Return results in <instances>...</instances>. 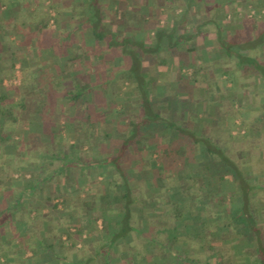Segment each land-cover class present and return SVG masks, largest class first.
I'll return each mask as SVG.
<instances>
[{
  "label": "trees",
  "instance_id": "16d2710c",
  "mask_svg": "<svg viewBox=\"0 0 264 264\" xmlns=\"http://www.w3.org/2000/svg\"><path fill=\"white\" fill-rule=\"evenodd\" d=\"M56 1L58 0H51L50 5L56 13V16H53L54 21L59 26L62 16L65 15L60 7L62 0L58 8L54 4ZM71 1L81 3L80 6L73 7L74 12L77 11L76 7L84 12L82 24L89 28L85 44H100L104 51L115 52L116 48H120L115 56L123 58L121 64L130 72L141 113L140 119L132 124V129L117 145L116 154L91 156L88 159V163H96L101 167L102 175L112 176L113 188L120 187L121 200L115 206L107 208V213L102 210L103 212L92 214L86 220L92 235L97 231V220L102 217L107 227L103 230L106 239L98 246H95L92 239V253L80 250L76 248L77 239L84 236V220L83 213L77 207L65 211L61 219L53 217L52 214L42 216L38 213L29 221V226L34 228L33 242L46 249L42 256L44 262L94 264L96 260L111 264L112 255L118 253V250L112 251V248L120 244L122 248L126 247L125 261L130 264H189L191 261L193 264H210L212 260L218 264H228V260L235 261L238 251L248 253L244 258L245 264H264V216L259 214L260 209L264 208V174L259 173L264 172V169L260 170L259 167L263 168L264 164L257 166V158L264 159V153L256 141L260 135H255L259 133L251 137L249 133L241 137L220 134L219 139L215 140L208 134H196L178 120L167 118L152 109V100H156L159 95L150 96L147 79L142 72L144 60L140 53L145 52L149 57L167 50L169 56H165L163 52V56L158 57L156 62L154 57H150L151 65L171 62L175 68L174 77L187 83L196 82L205 74L201 69L208 68L210 64L198 63L194 58L188 57V51L195 47L186 42L191 36L186 33L175 35V29L166 32L157 26L150 45L139 40L133 41L127 34L119 39L115 30L108 31L102 27V8L99 0ZM132 1L135 9L142 0ZM193 1L195 3L198 0ZM234 1L214 0V10L203 6L204 3L199 4L206 13L205 21L215 23V45L231 60L232 69L243 71L246 77L253 76L256 83L264 85V62H260L251 53V50L263 41L264 28L259 29V40L256 41H239L223 36L218 7L222 6V3L231 6ZM209 10L210 17L207 16ZM257 13H254V17H257ZM70 15L67 16L69 20L72 18ZM46 23V20H40L41 25L36 32L40 38L37 42L39 51L47 52V47L52 45L59 61L62 62L66 58L65 53L70 51V44L50 41L43 32ZM181 42L185 43L186 49L178 51L177 45ZM129 44H134L135 49L129 48ZM172 54L177 57L174 58ZM74 58L75 55L70 57L71 60ZM14 62L15 58H12L11 65H14ZM183 67L191 70L187 78L181 74ZM190 78L192 80H189ZM221 90L214 93V100L225 95L226 91ZM90 93L87 86L78 85L65 91L63 98L72 104L68 110L71 111L80 101L87 100L91 96ZM170 94L169 92L168 95ZM178 94L174 93L172 97L178 99ZM13 95V91L0 94V116L11 118L10 105L4 106L3 103ZM173 98L172 100H175ZM259 98L264 101V93ZM142 124L145 125V130L141 129ZM150 131L154 134H148ZM142 148L145 150L142 151ZM143 152L147 154L144 155ZM133 157L138 159L133 172H136V177L142 183L139 185L136 181L137 187H133V180L129 175L131 170L125 166ZM109 167H113L114 171L108 172ZM256 176L260 178L257 179ZM160 192L161 197L158 196ZM259 201L263 202L262 206L257 204ZM134 208H139L142 216L135 217ZM163 213L169 220L162 223L157 215ZM180 222L182 226H179ZM188 227L194 230V241L197 239L200 251H205V258L200 252L193 256L189 251L176 250L175 245H181L183 242L174 231ZM239 231L242 232L240 245L231 238L233 233ZM49 235H55L57 238L52 243H45L44 237ZM27 237L29 238L25 234L3 233L0 240L8 244L16 238L21 245H25L26 241L31 239L26 240ZM132 242L136 249L129 245ZM58 248L63 249V252Z\"/></svg>",
  "mask_w": 264,
  "mask_h": 264
},
{
  "label": "crops",
  "instance_id": "0c3cea01",
  "mask_svg": "<svg viewBox=\"0 0 264 264\" xmlns=\"http://www.w3.org/2000/svg\"><path fill=\"white\" fill-rule=\"evenodd\" d=\"M104 1L105 4H102L101 6L102 27L108 31L115 30L118 33L117 37L119 39L122 38L124 34H127L128 37L133 41L139 40L146 45H150V43H152L154 40L153 37L157 26L163 28L166 32L175 29V35L186 33L187 35L191 36V38L186 41L195 46L193 49L188 51V57L190 59H196V56L201 55L204 59L207 60V62H209L208 58H212L210 56L216 55V58H214L212 61V66L209 65V68L201 69L202 73H205L204 76L207 77L209 83L212 84V82L215 81V76L209 77L211 75L210 71L212 69L215 70L216 67L220 66L224 67L223 69H228V67H231V60H229L224 51H222L215 45V23L213 21H205V19L194 20V18L191 19L189 13V17L184 18L183 12L178 13L176 17L172 18L169 12L171 11L172 4L162 6L160 5V0H142L140 5H137L135 9L133 7L134 1L132 0ZM213 1L214 0L206 1L207 7H210L211 10H214L213 7H215ZM248 1L249 0H235L233 2V5L231 6H229L227 3H222V6L218 7V13L222 15L220 24L222 27L223 36L225 38H232L239 41L259 40V29L264 28V19L261 18L262 13L257 11V17H254V14L252 16H249L251 18V21L249 22L250 24L245 21L243 13H237L241 11L240 9L242 7L247 6ZM34 2H36V0H0L1 45H5V43L7 42H13L14 40L11 38L14 37L16 39L18 37V31L16 30L17 27H25L24 29H26L25 31L27 32L26 34H24V36L26 35V39L27 37L29 38L31 36H35V34L30 31L31 27H29L31 24L38 25L40 23L39 19H37V17L32 14L33 7L31 5ZM63 3H67L68 5H70L68 9L72 10L70 11V13H67L68 15L71 14L70 16L72 17L71 20H66L68 21L67 25H70V27L71 25H74L75 27L78 26V31L75 32L79 33V39L80 41H82L85 33L89 30L88 26H84L85 29H83L80 25L82 24V16L84 12L81 11V9H78L79 7H76L77 12H74L71 5L75 6V2L72 3L71 0H64ZM254 3L257 7H261L262 11L264 12V0H254ZM80 4V2L76 3L77 6H80ZM181 8H179V10H181ZM155 10H159V12L161 11L160 18L157 19L158 23L152 18L153 12ZM164 10H168V12L162 13V11ZM5 12L8 14V16L6 17ZM73 12L74 14H72ZM75 35L74 37L67 35L65 36L64 40H61V42L63 43H69L70 46L68 48L69 50L71 49L70 51H67V53H65L66 58L62 62L59 61L57 53H47V56L45 57L43 63H41L42 66H45L37 71L34 70L33 72L37 75L41 73L50 75L52 73H50V69L48 68L49 63L47 64V62L49 61L50 63L53 62L55 64L57 61L59 73H67L68 76L63 78L64 81L60 84L55 81V79L51 80L52 82H50L48 85L49 90L51 89L50 91H53L52 89H54L58 84V90L63 91L62 93L64 94L65 91L74 89L76 85H78V87L87 86L91 92V96L87 100L80 101L77 106H74L75 108L70 111L68 110V107H71L72 104L69 101L65 100L62 96L55 98V95H53L52 98L46 101V111L40 110L38 112H32V115L30 116L31 129H29V132H27V134H31V136H33V134H41V137L45 140L41 147H36L34 144L29 146L28 148L25 147L27 141L20 136V134H22V130L20 129L22 123L19 118V121L16 122V125H13L8 123L10 121L9 118L0 116V134H2L0 135V157L3 156L5 160L9 161L8 163H11V165H13L17 159L15 156L18 155L20 159L21 156L26 155L32 150L36 155L44 154L45 151L48 152V155H52L53 157L58 156L59 158H61L60 160H62V163L58 165L59 171H66L68 173L67 178L69 179V185H71V187L69 188V193H72L76 189L80 191V189H83L87 184L92 185L94 183L93 185L97 186L96 188H98V186H100L101 183L103 184V182L105 181L104 184H106L107 187V197L105 198V200L103 199V201L105 202L103 203L101 209L96 212H91V214H89V216H91L92 214H98L102 210L104 211H102L103 213H107L106 209L115 206L121 199L120 194H118L117 196H114L113 194L115 187H112V176L102 175V173H100L101 167H99L96 163H88V159L92 155L96 157L116 154L117 145L121 142V139L128 134L129 130L132 129V124L136 123L140 119L141 111L139 110L140 102L138 99V94L136 93V89L134 88L133 79L131 78L130 72L125 70L123 65L118 64V60L120 61V59L122 60L121 63H123V58H116L115 56L116 53H119L120 48H116L115 52H113V50L104 51L103 47L100 44L94 43L93 45H84L81 43V45H78V43H80L78 41V35L76 33ZM20 37L21 36L19 35L18 43L28 41L26 39L23 40V38L21 39ZM50 38H53L52 41L55 42H60L61 39L60 37L57 39H55L54 37ZM197 38L199 40L202 39L203 41H205L206 43H204L206 45L203 44V41L200 43L196 42ZM164 40L166 39H163V41ZM181 44L182 42L177 45L178 51H182L185 48L184 45ZM128 47L135 49L134 44H129ZM76 50H78V52H76ZM163 52L165 56H169V52L167 50H163ZM163 52L155 54L153 56L148 55L149 57H147V54H145V52L140 53L141 58L144 60V67L142 72L147 79V86L150 89V96H154L156 94L159 95L156 100H152V109L155 112L161 113L167 118L178 120L179 123L189 127L196 134H208L215 140H218L220 134L227 130L226 126L222 128L219 127V121H226L224 118L227 115L225 108L228 107V101L230 100L229 98H227V96H231L239 100L240 104L238 106H240L241 108H247L249 106V90H251L252 86L254 87V89H258L259 84L253 80L247 81L246 83H243L242 86L237 90L233 91L231 89L229 91H226L225 96L222 98H218L217 100L213 99L211 93L209 94L208 100L204 99L202 93L200 94V91L201 89L203 90V88L197 89L199 95L172 100L173 94H170L172 95L170 96L168 95V93L171 91L184 90L186 84L184 85L177 78L173 77L170 81L169 86H167L166 88L163 86L164 82L162 79L165 78L166 74H174L173 72L175 68L171 62L158 65L157 69L159 70V80L157 82L153 80L151 83L149 82V75L150 73H152L151 67L153 66L151 65L152 61L150 60V57H154L156 62V60H158V57L160 58L161 56H163ZM251 53L260 62H264V39L261 43L256 45L251 50ZM18 55L20 61L18 59L17 60L19 62H22L21 58L24 54L19 53ZM74 55L75 58L71 60L70 57H73ZM15 56L16 55L13 54V58H15ZM175 56L177 57V55H173L174 58ZM55 58L57 60H55ZM88 59L91 62L85 63L86 61L84 60ZM17 60H15L14 65H12L13 68L15 67V69L18 64ZM33 67L34 69H36L39 66L37 65ZM233 70H235V72H240V70L238 69ZM122 72L128 79L126 84H123L121 82L116 87L111 84L112 87L110 89L113 90L110 91L109 89H107L105 85L112 83L113 80L117 78V75L121 74ZM2 81L0 83L1 85L3 84L5 88H9V90L14 92L13 97L10 99L12 103L11 105L22 106V96L19 97L18 101L16 98L17 91H19V89L17 90V87L13 86L11 82L9 84H4L2 83ZM260 86L261 88H264V85ZM104 92L107 93L108 97L105 96L106 98L102 99ZM109 95L114 96V98L109 99ZM112 102H114L115 104L112 105ZM41 106L43 107L44 105ZM260 106L262 108L264 107L263 100L261 101ZM44 113H46V116H43L45 115ZM220 116L222 118L217 121L216 119H218V117L220 118ZM14 117L16 119V115ZM119 119L121 120V122L119 121ZM259 123H263L262 120H259ZM140 127L141 129H146L144 124L140 125ZM63 134H67L69 138H73L69 140L71 143H60L61 140H63ZM101 134L104 135L102 136ZM148 134L154 133L150 131ZM105 136H107V138ZM54 137L56 138L55 140H49V138L54 139ZM104 142L107 144V146H105ZM11 145L13 147H9V149L11 148V150L13 151H7L5 148H8V146ZM70 147H73L76 150H72L70 149ZM144 150L145 149L142 148V151ZM11 153H13L12 155L14 156L11 158L7 157V155ZM142 154L145 155L147 153L143 152ZM154 155L155 154H153V157ZM137 164L138 159L136 157H133V159H131V161L129 163H126L125 165L131 170L129 175L130 179L133 180V187L138 186L136 185V182H134V174H136V172H133V169ZM5 171L7 172V170ZM107 171L113 172L114 168L109 167L107 168ZM89 172H94V179L92 178L93 180H89V178L87 177V173ZM34 175H36V173H34ZM82 175H85V178H88L87 182ZM71 176L72 180L70 179ZM96 177H100L99 182H97L98 180H95ZM74 178H76L78 181L74 180ZM136 180L139 182V185H142V183H140V179ZM0 183L2 184V188H0V235L3 233H13L14 235L25 234L26 236H29V238H31L30 240H32H29V243L27 242L25 245H21L20 241H17L18 239H14V241L9 244H2L1 242L0 255L4 257L2 258L3 264H5V262L6 264H51L49 263V261L44 262V260L41 259V256L45 253L46 249L33 242L32 236L34 233V228L29 226V221L33 220L38 213H40L42 216H48L51 214L50 212H43L40 207H38V205L40 203H44L45 201L47 202L48 199H50L49 197H52L53 194H51V192L55 190L54 188L56 184H49V186L46 187V182L29 178L26 179L23 184V182L17 180L14 177L10 180L6 179L4 182L1 178ZM25 184L26 186H24ZM73 184L75 185L72 186ZM14 185H18L17 189H13V187L12 189L8 188L9 186ZM43 186L45 187L43 188ZM24 192L33 194L32 197L29 196L32 201L30 200L27 206H25L22 201L24 198ZM98 193L100 194V191ZM98 193L97 196H94L95 202V197L98 198L99 196ZM161 194V192L158 193V196L161 197ZM83 204L84 202H82V205ZM45 205L49 206L47 203H45ZM83 208L84 212H86L85 207ZM81 210L83 211V209ZM134 211L135 217L142 216V212H138L139 208H134ZM102 212L100 214H102ZM157 217L158 220L162 223L167 221V219L169 220L168 216L164 213L158 214ZM99 220L102 221V217L97 220V227ZM24 221L27 222L24 223ZM102 223L104 224L103 221ZM106 228L107 227L104 224V229ZM88 229L90 228L84 227V236L87 234ZM192 233L193 238L187 239L191 241L189 243L190 246L188 243H185L188 241H184V239L179 237V234H176L179 240L182 239L181 241L183 242L181 245H175L176 250H182L183 246H189L190 253L192 252L195 254H199V252H202L201 254H203V258H205V251H200L199 244L196 241L197 239L194 241L193 229ZM29 238L27 237L26 240H28ZM194 243L195 246H193ZM123 249L126 250V247ZM129 249L130 246L127 247V250ZM27 252L30 253L31 257H33L34 255L39 256V254L41 256L27 263L23 258V256L27 254ZM119 252L120 250L118 249V253H116V258L118 259L114 258V254L112 255L111 264H115L117 260H121L122 264H130V262L125 261L126 254L122 256ZM232 262L235 261L228 260V264H232ZM189 264H193V262L191 261ZM210 264H218V262L212 260ZM223 264H226V262H223Z\"/></svg>",
  "mask_w": 264,
  "mask_h": 264
},
{
  "label": "rangeland",
  "instance_id": "374dc122",
  "mask_svg": "<svg viewBox=\"0 0 264 264\" xmlns=\"http://www.w3.org/2000/svg\"><path fill=\"white\" fill-rule=\"evenodd\" d=\"M159 1V0H158ZM196 1V0H195ZM206 1L207 0H202V1H196L194 3V1L192 0L191 2H189L188 0H160L159 2H161L160 5L162 6H167L168 4H172L171 6V11L170 12V16L172 18L176 17V15L178 13L183 12L184 13V18H188L189 16L191 17V19L194 18L195 19H206L205 14L204 13V9L203 6H207L206 5ZM64 0H62L60 7L62 8L63 11V15L62 16V20L60 21V24H58L60 26H57V24L54 21L53 16H56V13L54 11V8L50 5L51 4V0H36V2H34L31 6L33 7V12L32 14H34L35 17H37V19L40 20H45L47 21L46 23V27H44L43 32L45 33V36L48 37V39H50V41L53 40V38L51 39L50 37H54L55 39L57 38H61V40H64L65 36L69 35V36H73L75 35V33L78 35V41L80 43H78V45L84 44V45H90V44H85V41L87 40L85 36H88L87 32L85 33L84 37L82 38V41H80L79 39V33L75 32L78 31L77 28L78 26H74V25H67L68 21V14L70 13L69 10V6L67 3H63ZM72 3L75 2V6L76 1H71ZM218 2V1H217ZM221 2V0H220ZM60 3V0L56 1L54 4L55 6L57 5L58 8V4ZM100 5L102 6V4H105L104 0H100L99 1ZM201 3H204L203 6H200ZM7 4V3H6ZM180 5V6H179ZM71 7H74L73 5H71ZM182 7V8H181ZM179 8H181V10H179ZM250 9V10H249ZM186 10V11H185ZM190 12H189V11ZM240 14H244V19L245 21H247L248 23L251 21L249 16H252L256 11H259L262 13L261 18L264 19V12L262 11V8L257 7L254 3V0H249L247 2V6L242 7L240 9ZM77 12V11H76ZM168 10H164L162 11V13H167ZM204 14H203V13ZM4 13V11H3ZM160 13L159 10H155L153 12V19L158 23V18H160ZM189 13V16H188ZM260 13V14H261ZM210 15V10L207 11V16ZM8 16V14L5 12V17ZM60 18V17H59ZM67 18V19H65ZM220 18L222 19L221 15ZM228 20V19H227ZM250 24V23H249ZM40 23L37 25H30V31H32L35 36H31V37H27L26 39V35L24 36V34H26L27 31H25L26 29H24L25 27H17L16 30L18 31V37L15 39L14 37L11 38L14 41L13 42H7L5 43V45H1L0 46V83L2 81V83L4 84H9L10 82L13 84V86L17 87V90L19 89V91H17V101L19 99L20 96L21 100L23 102L22 106H12L10 99H8L7 101H5L3 103L4 106H9L11 108V118L10 121L8 122L9 124H13L16 125V122H18L19 120L21 121L22 125L20 127V129L22 130V134H20V136L27 141V144L25 145V147H29L32 144H34L36 147H41V145L43 144V142H45L44 138L41 137V134H33V136H31V134H27V132H29V129H31L30 126V116L32 115V112H38L40 110H44L46 111V101L49 100L50 98L53 97V95H55V98L57 97H63V91L58 90V84L55 86L54 89H52L53 91H50L48 88V85L50 82H52L51 80L55 79V81H57L59 84L63 83V78H65L67 75V73H63L60 74L59 73V67L57 66V61L54 64L53 62L50 63L49 61L47 62V64L49 63L48 68L50 69V75L48 74H34V70L37 71L41 68H43V65L41 63H43L45 57L47 56V53L52 54L54 52V47H52V45H49L47 47V52H39V47L37 46V42L40 41V38L36 35L37 29L40 27ZM82 26L83 29H85L84 25L80 24ZM61 32V34L59 33ZM22 33V34H21ZM19 35L21 36L20 38L23 40L26 39L28 41L25 42H19ZM76 36V35H75ZM202 37V36H201ZM43 41V39H42ZM202 39H198L196 42H202ZM195 42V43H196ZM205 41H203V44ZM181 45H184V50L186 49V45L185 43H182ZM206 45V44H205ZM208 45V44H207ZM5 48V49H4ZM71 50V49H70ZM76 52H78V50H76ZM24 54L22 59V62H19V55L18 54ZM29 53V54H28ZM13 54L16 55L15 56V60L18 61L17 67L15 69V67L13 68V66L11 65V60L13 58ZM18 55V56H17ZM12 57V58H11ZM212 58H208V61L210 62V66H212V61L214 58H216L215 56H210ZM55 60H57L55 58ZM86 61L85 63H90L91 61L88 60H84ZM196 62L201 63V62H207L206 59H204L201 55L196 56L195 59ZM122 60L120 59V61L118 60V64H121ZM39 66L38 68L34 69L33 66ZM208 65V68L210 67ZM47 68V67H46ZM224 67H216V69H212L210 72L212 73V75H210L209 77L215 76V81L211 83H209V81L207 80L206 76H202L200 77L199 80H197L196 82H186L183 79L180 80L185 86L184 90H177V91H171L170 93L173 94L174 93H179L178 94V99L181 98H185V97H189V96H196L199 95V92L197 89L203 88V90L201 89L200 94L202 93V96L204 97V99H209V94L211 93V96H213L214 99V93H218L221 91H228V90H237L239 89L243 83H246L247 81L253 80L255 81L253 78V76L251 77H246L245 76V72H235V70H233L231 67H228V69H223ZM152 69V73H150L149 75V82L151 83L152 80L157 82L158 79V73L159 70L157 69V64H153V66L151 67ZM121 70V69H120ZM226 70V73H225ZM223 71V72H222ZM121 72V71H120ZM181 74H184L185 77L187 78V76H189L191 74V70L188 67H183L181 69ZM244 74V75H243ZM174 74H166L165 78H163V86L166 88L167 86L170 85V81L172 80V78ZM163 76V75H162ZM176 78V77H175ZM50 79V81H49ZM127 78L126 76L123 74V72L121 74L117 75V78H115V80H113L112 83L105 85V87L107 89H109L110 91H112L113 89H110L112 87V85H114L115 87L120 84L121 82L123 84H126L127 82ZM189 80H192L191 78ZM49 81V82H48ZM162 82V81H161ZM112 84V85H111ZM262 84L259 83V87L258 89H254V87H251V90H249V94H248V101H249V106L247 108H241L240 106H238L240 104L239 100L231 97V96H227V98H229L230 100L228 101L229 105L228 107H226V117L225 120L226 121H219L222 117L220 116V118L218 117V119H216L217 121H219V127L222 128L224 126H226L225 128L227 130H225V132H223L221 135L226 136L231 134L232 136H236V137H241L244 134L249 133V137L254 136L255 134L259 133L256 136L257 137L256 141L259 143L262 152L264 153V107L262 108L260 106V103L262 101V99L260 100V94L264 93V88H261ZM211 86V87H210ZM215 86V88H214ZM221 86V88H220ZM210 88V89H207ZM214 88V89H213ZM256 90V91H255ZM11 93V90H9V88H5L3 86V84H0V94L2 93ZM232 93V91H231ZM250 93H251V97H250ZM187 94V95H186ZM231 95V94H229ZM105 96H107V93H103V98H106ZM172 96V95H171ZM225 96V95H224ZM223 96V97H224ZM97 97V95H96ZM108 97V96H107ZM114 96L109 95V99H113ZM173 98V97H172ZM175 99V98H173ZM175 99V100H178ZM212 99V100H213ZM241 99V98H240ZM111 103V102H110ZM115 104L114 102H112V105ZM41 105H44L43 107ZM42 112V111H41ZM40 113V112H39ZM46 116V113H44ZM16 115V119L15 116ZM19 118V120H18ZM45 118V117H44ZM259 120H262L263 123H259ZM119 121L121 122V120L119 119ZM231 122V123H230ZM234 122V123H233ZM2 135V134H0ZM64 135V134H63ZM102 136L104 134H101ZM19 136V135H18ZM107 138V136H105ZM1 139V136H0ZM56 138H49L50 141L55 140ZM73 139L72 137H68L67 134H65L63 136V140H61L60 143L62 142H68L71 143L69 140ZM47 141V140H46ZM262 142V143H261ZM105 146H107V144L104 142ZM9 147H13L8 146V148L6 147L5 149L7 151H13L11 150V148L9 149ZM70 149L72 150H76L73 147H70ZM103 150V149H102ZM49 151V150H47ZM75 152V151H74ZM245 151H241V153H243ZM261 152V153H262ZM47 153V154H46ZM262 153V154H263ZM8 154L7 157H13L14 155ZM11 155V156H9ZM94 156V155H92ZM16 162H14L13 165H11V163H8L9 161L5 160L3 156L0 157V180L1 178L3 179V182L7 179H13L16 178L17 180H20L21 182H23L26 179H35V180H42L43 182H46L45 186H49V184H53L55 183V190L51 192L52 197H49L50 199H48V201L44 202V203H40L38 205V207H40V209L43 212L46 213H51L53 215V217L61 219L63 213L67 210H72L71 208L77 207L79 209V211L81 209H83V211L81 210V213H83L82 216V220H84V227L85 228H89V223L86 221L87 218H89V214H91V212H96L98 210L101 209V207L103 206V203L105 201H103V199L105 200V198L107 197L106 194V184L105 181L103 182V184L101 183L100 186H98V188H96L97 186L95 185H85L83 189L79 190H75L72 193H69V188L71 187V185H69V179L68 177V173L66 171H59L58 169V165L60 163H62V160H60L61 158L57 157H53L52 155H48V152L44 151V154H40V155H36L33 150L31 152H28L26 155L21 156L19 159V156H15ZM131 160V159H130ZM129 162V161H127ZM257 166H261L264 164V159H262V157L257 158ZM7 167H6V166ZM14 167V168H12ZM259 169H264L262 167H259ZM7 170V172L5 171ZM3 171V172H2ZM34 173H36V175H34ZM261 174H264V172H259ZM94 172H89L87 173V177L89 178V180H93L94 179ZM136 177V174H134ZM13 176V177H12ZM85 178V175H82ZM85 178L86 182L88 181V178ZM93 178V179H92ZM255 178L259 179L260 176H256ZM70 179L72 180V176L70 177ZM136 179H138L136 177ZM74 180H77L76 178H74ZM95 180H98L97 182H99L100 177H96ZM102 180V179H101ZM104 180V178H103ZM78 181V180H77ZM137 180H135L136 182ZM96 182V181H94ZM2 184L0 183V188H2L1 186ZM75 184H73L72 186H74ZM103 185V187H102ZM18 185H14V186H9V189H13L16 188L17 189ZM26 186V184L24 185ZM23 186V187H24ZM43 186V188L45 187ZM57 187V188H56ZM114 191L113 194L114 196L120 194L119 191V187L118 186H114ZM100 191V194L98 193ZM97 193L99 194L98 198L95 197L96 202L94 201V196H97ZM109 193V192H108ZM96 194V195H95ZM101 195V196H100ZM33 196V194H30L28 192H24V198H23V203L25 204V206H27L29 204V201L31 200L30 197ZM35 200V199H34ZM32 201V200H31ZM82 202H84V204L82 205ZM45 203H47L49 206H46ZM54 204H56V206H54ZM257 204L259 206L263 205V202L259 201L257 202ZM262 204V205H261ZM86 209V212H84V208ZM260 215L264 216V208L260 209ZM138 212H141L140 210ZM257 212V209H256ZM112 218V216H111ZM168 220V219H167ZM167 222V221H165ZM181 223V222H180ZM179 226H182V223ZM73 230V229H72ZM104 224L102 223L101 220L98 221V227H97V231H95L92 235L90 233V229H88L87 234L85 236H83L80 239H77V247L80 250L83 249L84 251L88 252V253H92L93 248H92V239H94V244L95 246H98V244H100L103 240L106 239V237H104ZM241 231L239 232H235L233 233L234 235H232L231 238H233L234 241H237V243L241 244ZM8 234V233H7ZM174 234H179V237L184 239V241H188L191 242L187 239H191L193 238V233H192V228L188 227L187 229H182V230H175ZM250 238V234L248 236ZM57 237L54 235H49L47 237H44L45 243H52L54 242V240ZM186 238V239H185ZM16 239V238H14ZM181 239V240H182ZM29 240V239H28ZM19 241V240H17ZM28 242V241H26ZM1 243V240H0ZM11 242H8V244ZM187 243V242H185ZM2 244H4L2 242ZM239 244V245H240ZM130 246H133L136 249V245L134 244V242L129 244ZM190 246V244H189ZM189 246H183L182 250L184 251H189L190 248ZM193 246H195V243L193 244ZM60 252H63V249L58 248ZM120 250V255L124 256L126 253V250L121 248L120 245L114 246L112 248V251L115 250ZM190 252V251H189ZM202 253V252H200ZM193 256L197 255L195 253H190ZM248 253H246V251L240 252L238 251L237 255H236V259H235V263L236 264H245V255H247ZM44 254H42L43 256ZM116 253L113 255L115 259L116 258ZM41 255H34L33 257H31L30 253L27 252V254H25L23 256V258L25 259V261L27 263L31 262L32 260L39 258ZM41 256V259H43ZM46 256V255H45ZM74 256V255H72ZM2 258H4L2 255H0V264H3V260ZM6 264V262H5ZM94 264H103L101 262H97L95 260ZM115 264H122L121 260H117ZM125 264V263H124Z\"/></svg>",
  "mask_w": 264,
  "mask_h": 264
}]
</instances>
